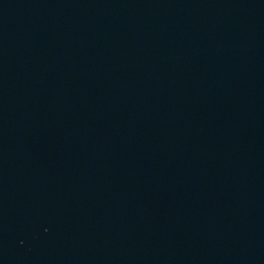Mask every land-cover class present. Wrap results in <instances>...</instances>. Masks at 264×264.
<instances>
[{
	"label": "water",
	"instance_id": "95a60500",
	"mask_svg": "<svg viewBox=\"0 0 264 264\" xmlns=\"http://www.w3.org/2000/svg\"><path fill=\"white\" fill-rule=\"evenodd\" d=\"M0 264H264V0H0Z\"/></svg>",
	"mask_w": 264,
	"mask_h": 264
}]
</instances>
